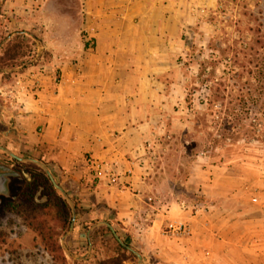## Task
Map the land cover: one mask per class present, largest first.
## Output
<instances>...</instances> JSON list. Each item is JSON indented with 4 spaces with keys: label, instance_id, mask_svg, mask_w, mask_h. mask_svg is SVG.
Wrapping results in <instances>:
<instances>
[{
    "label": "crops",
    "instance_id": "crops-1",
    "mask_svg": "<svg viewBox=\"0 0 264 264\" xmlns=\"http://www.w3.org/2000/svg\"><path fill=\"white\" fill-rule=\"evenodd\" d=\"M218 3L0 0V53L21 34L37 56L47 55L49 66L62 71L58 87L49 71L39 75L37 96L28 77L38 67H16L13 82L0 80V122L8 126L5 136L29 152L26 157L46 164L77 203L71 233H85L88 253L96 228L111 224L123 239L121 224L130 246L142 252V264H264L263 196L254 198L252 208L223 209L221 220L214 223L210 212L201 218L166 220L160 208L148 225L139 219L142 211H149L142 202L148 199L163 142L172 138L171 127L184 125L187 114L194 69L186 62L187 40L203 29L205 17ZM0 145L18 155L14 146ZM0 155L14 158L2 150ZM96 163L114 167L116 181L97 175ZM235 199L239 205L243 201ZM95 220L86 231V224ZM173 220L186 221L190 235L166 232Z\"/></svg>",
    "mask_w": 264,
    "mask_h": 264
},
{
    "label": "rangeland",
    "instance_id": "rangeland-1",
    "mask_svg": "<svg viewBox=\"0 0 264 264\" xmlns=\"http://www.w3.org/2000/svg\"><path fill=\"white\" fill-rule=\"evenodd\" d=\"M205 19L203 29L187 40L186 62L194 66L188 83L187 114L184 125L171 127L172 138L163 142L161 160L146 190L148 199L142 202L149 209L139 217L145 225L153 219L156 208L165 211L166 220L201 218L210 212V223H214L221 220L223 209L252 208L257 204L255 197H264V0H219ZM30 50L31 63L25 67L50 65L47 55L37 56L34 47ZM237 51L242 52L241 65L231 60ZM212 60L217 61L211 64ZM21 61H9L0 53V80L13 82L16 71L12 66ZM212 66L216 81L223 82L228 96L210 109ZM240 93H249L246 103L236 99ZM235 108V113H230ZM7 128L0 122V143L14 146L22 157L31 156L13 143L12 136H5ZM0 158L15 165L13 170L19 173L9 177L7 192L0 195V264H96L94 259L79 260L90 254L85 233L66 235L70 226L63 199L45 194L43 186H33V179L22 173L26 169L46 171L33 162ZM235 194L238 196L233 197ZM237 198L243 200L240 205L234 201ZM198 204L206 209L196 213ZM117 225L123 239L133 246L127 228ZM112 236L103 237L107 243L104 254L110 257L114 255L108 249L114 244ZM57 241L65 250L66 262L58 260L57 250L52 253ZM125 257L128 261L124 264H139L137 255L135 258L128 252Z\"/></svg>",
    "mask_w": 264,
    "mask_h": 264
},
{
    "label": "trees",
    "instance_id": "trees-1",
    "mask_svg": "<svg viewBox=\"0 0 264 264\" xmlns=\"http://www.w3.org/2000/svg\"><path fill=\"white\" fill-rule=\"evenodd\" d=\"M32 47H33L32 42L30 40H25L23 35L20 34V35H17L13 40H11L9 43H7L2 48L1 55L3 57H6L7 59H9V61L22 59L21 62H18L17 64H13L12 67L13 68L24 67L25 65H28L29 63H31V60L28 59V57L32 53L31 52L32 50H30V48H32ZM241 54H242L241 51H237L233 54L231 60L233 61V63L235 65L236 64L241 65V63H242L241 61H243ZM226 56L227 55H224V57H226ZM25 57H27V60H23ZM216 61L217 60H212L211 64L212 63L214 64ZM212 68H213V72H210V98L208 101L210 109L216 103L222 104V102L228 96L226 93V90H227L226 86L223 84V82L216 81L214 66H212ZM248 95H249V93L248 94L240 93V94L236 95L237 96L236 99L239 100V102L246 103L245 100H246V97ZM235 110H237V108L233 109V111H230V113L234 114ZM233 127L234 126H231L228 128H233ZM25 172L29 173L30 176L32 177V179H33L32 185L33 186H37V185L43 186L45 194H49L50 197H52V198L61 197L63 199V206L65 208V211H67V215L69 216V217L68 216L66 217L67 218V225L71 226L72 210H71L70 204L65 199V197L62 195V193L55 188V186L51 182L47 173L44 171L34 172L33 170H30V169H26ZM76 208L78 209L77 203H76ZM97 222H98V220H95V221H91L90 223L86 224L85 230L88 231L92 227V225H94ZM106 234H112L113 235L112 230L108 226L102 225V226L96 228L92 232V236H91V243H92L93 247H92L90 254L85 255V256H80L79 260L82 262H88V261H91L94 259V260H96V264H124L125 262L128 261V258L125 257V254L128 252L130 253V255L132 257L136 258V255L132 251H130L128 248H126L122 244H120V242L117 240V238L114 235L112 236V241L114 243L113 246L112 247L108 246L109 251H112L114 253L113 257H110L108 254H104L103 249L107 246V243L105 242L103 237ZM41 236H42V234H41ZM43 239H45V238H43ZM52 247L55 248V249H53L52 253H54L55 250H57V252H58V255H59L58 260H61L62 262H66L67 257H66V253H65V250L63 249L62 245L59 244L57 241V242H55V244H53ZM46 249L51 250V248L49 246H47ZM68 252L70 253L71 256H74V253L71 250V248H68ZM102 254H104V256H102ZM53 261H56V257H53Z\"/></svg>",
    "mask_w": 264,
    "mask_h": 264
},
{
    "label": "built area",
    "instance_id": "built-area-1",
    "mask_svg": "<svg viewBox=\"0 0 264 264\" xmlns=\"http://www.w3.org/2000/svg\"><path fill=\"white\" fill-rule=\"evenodd\" d=\"M83 38L87 43H89L90 45L92 44V40L89 38L88 32H84ZM46 71L50 72L54 86L58 87L62 82V71L59 67H55V66L53 67V66H49V65H45V64H40L38 66V68L36 69V71H32L28 77L29 81L31 82V84H30L31 85V88H30L31 92L35 96H37L41 90V81L39 79V75L45 73ZM21 82L22 81L18 80L17 85L21 86V84H22ZM27 89H29V88H27ZM11 92H14V90L12 89ZM95 171H96L97 175H99L100 177H102L103 175H108L110 177L111 183L116 181L117 173H116L114 167L105 168L104 164L96 163L95 164ZM205 209H206L205 205L198 204L196 206L195 212L198 213L201 210H205ZM166 232L171 233V234H175V235H182L183 236V235H190L191 230H190V225L186 221L173 220V221H170L167 223Z\"/></svg>",
    "mask_w": 264,
    "mask_h": 264
},
{
    "label": "water",
    "instance_id": "water-1",
    "mask_svg": "<svg viewBox=\"0 0 264 264\" xmlns=\"http://www.w3.org/2000/svg\"><path fill=\"white\" fill-rule=\"evenodd\" d=\"M0 150L5 151L6 153H8L10 156L16 158L17 160H20L22 162H33L36 163L38 165H40L47 173V175L49 176L51 182L53 183V185L55 186L56 189H58L63 195L64 197L67 199V201L70 203L71 208H72V222H71V226H70V230L69 232L66 234H70L75 227V222H76V207H75V203L74 201L71 199V197L69 196L68 192L64 189V187L58 183V181L56 180L54 174L52 173V171L49 169V167L44 164L43 162L34 159V158H29V157H20L18 155H16L15 153H13L11 150H9L8 148L1 146L0 145ZM24 175L31 181L32 178L30 177V174L23 171ZM19 173L17 171H14L12 168H10L9 166L0 163V195L4 194L7 192V183L9 180L10 176H18ZM109 227L112 228L111 224H108ZM113 230V228H112ZM113 233L115 235V237L117 238V240L120 242V244H122L124 247L128 248L130 251H132L134 254L137 255V257L139 258V264L143 263V257L142 255L136 251L135 249H133L130 245H128L117 233L115 230H113Z\"/></svg>",
    "mask_w": 264,
    "mask_h": 264
},
{
    "label": "flooded vegetation",
    "instance_id": "flooded-vegetation-1",
    "mask_svg": "<svg viewBox=\"0 0 264 264\" xmlns=\"http://www.w3.org/2000/svg\"><path fill=\"white\" fill-rule=\"evenodd\" d=\"M8 166H10V167H12V168H14L15 167V165H10V164H7Z\"/></svg>",
    "mask_w": 264,
    "mask_h": 264
}]
</instances>
